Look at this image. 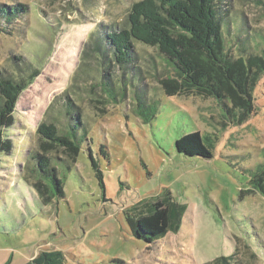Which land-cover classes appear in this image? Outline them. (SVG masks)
I'll return each mask as SVG.
<instances>
[{
	"label": "rangeland",
	"instance_id": "obj_1",
	"mask_svg": "<svg viewBox=\"0 0 264 264\" xmlns=\"http://www.w3.org/2000/svg\"><path fill=\"white\" fill-rule=\"evenodd\" d=\"M136 1L0 0L8 15L0 13V72L27 82L12 124L2 127L11 146L0 152V264H24L52 250L62 252L64 264H223L216 261L221 256L227 264H264V195L252 181L264 170V75L254 112L237 124L213 96L168 93L162 80L175 77L174 64L157 46L134 40L141 70H113V93L127 95L108 90L109 97L94 44L106 30L129 26ZM223 3L230 10L224 21L237 19L231 32L224 30L228 52L263 54L264 0ZM242 24L252 34L237 29ZM137 95L147 115L137 113ZM67 101L85 127L68 126ZM42 122L75 132L81 143L75 160L63 147L40 149ZM193 131L210 140L213 157L177 151L176 140ZM34 152L50 156L64 197L43 201ZM166 189L187 205L180 229L152 242L138 238L129 209Z\"/></svg>",
	"mask_w": 264,
	"mask_h": 264
},
{
	"label": "trees",
	"instance_id": "obj_2",
	"mask_svg": "<svg viewBox=\"0 0 264 264\" xmlns=\"http://www.w3.org/2000/svg\"><path fill=\"white\" fill-rule=\"evenodd\" d=\"M224 6L223 0H139L133 3L128 27L110 28L96 37L93 50L101 58L103 91L109 96L108 90L113 93L116 88L113 70L119 69L123 74L141 70L134 49V40H138L157 46L174 64L175 77L162 80L168 93L183 89L213 96L220 101L234 123L248 120L255 110L254 90L264 75V52L261 55L251 53L247 57H238L236 52H228L224 44V30L231 32V19L233 25L237 19L231 17L227 22L224 21L226 12L230 11L228 7L225 11ZM6 12L0 9L1 14L6 15ZM239 28L245 29L246 34L250 32L244 24L237 26ZM239 39L244 43L243 37ZM237 52L246 54L248 49L238 48ZM125 84L127 86L128 80H125ZM26 85V79H16L0 72V152L11 146L10 141L2 140V127L12 124L11 114ZM125 94L127 92H122L121 96L116 93L115 96L123 99L124 96L126 98ZM136 98L137 113L147 115L145 100L139 95ZM65 104L67 114L70 115L68 126L71 129H74L73 124L85 127L76 106L71 101ZM150 119L146 117L144 120L149 122ZM86 133L84 129L85 137ZM38 134L40 149L43 151L63 147L71 160H75L80 153L81 143L75 132L73 136L62 134L55 124L42 122ZM176 148L186 156L213 157L210 140L200 131L180 136L176 140ZM101 150L106 153L104 146H101ZM89 156L97 177L103 180V172L91 149ZM31 159L36 162L33 171L39 179L35 185L43 201L47 203L55 196L64 197L62 179L52 165L50 156L34 152L31 153ZM252 181L253 189L264 195V170L259 168ZM186 210L187 205L175 201L170 190L166 189L151 200L133 205L127 219L135 236L152 242L169 232H177ZM216 261L228 263L225 256L218 257ZM24 264H64V256L57 250L43 251Z\"/></svg>",
	"mask_w": 264,
	"mask_h": 264
}]
</instances>
